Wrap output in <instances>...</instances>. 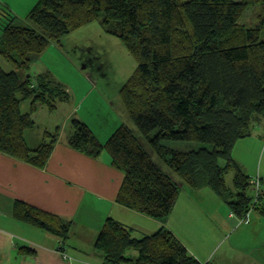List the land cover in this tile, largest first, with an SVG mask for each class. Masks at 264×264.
I'll return each mask as SVG.
<instances>
[{
	"label": "trees",
	"instance_id": "obj_1",
	"mask_svg": "<svg viewBox=\"0 0 264 264\" xmlns=\"http://www.w3.org/2000/svg\"><path fill=\"white\" fill-rule=\"evenodd\" d=\"M255 2L260 12L254 27L241 20L247 0H39L24 21L6 14L0 57L16 69L6 71L0 64V150L37 167L47 164L61 127L46 131L34 149L27 145L25 131L37 124L31 115L38 104L53 112L69 94L50 73L39 75L36 85L31 75L22 78L20 73L29 71L34 57L52 43L99 21L137 61L135 73L119 91L136 130L122 124L103 143L87 123L73 119L69 144L95 158L110 156L125 174L116 200L127 208L152 218L168 216L180 193L177 175L193 189L209 186L243 218L252 204V177L233 151L264 120V0ZM29 99L31 111L24 113L21 105ZM163 140L211 146L180 151ZM230 171L232 189L226 182ZM256 210L264 212V202ZM12 214L62 240L71 234V222L25 201H15ZM94 246L105 264H202L170 230L137 238L112 217ZM132 249L136 258L127 254ZM19 252L36 254L29 247Z\"/></svg>",
	"mask_w": 264,
	"mask_h": 264
},
{
	"label": "crops",
	"instance_id": "obj_2",
	"mask_svg": "<svg viewBox=\"0 0 264 264\" xmlns=\"http://www.w3.org/2000/svg\"><path fill=\"white\" fill-rule=\"evenodd\" d=\"M38 1L0 0V20L5 14H12L18 20L24 21ZM1 34L0 24V36ZM61 43L62 41L54 42L49 49L57 50ZM44 54L45 52L33 59L29 75L32 76L34 84L36 85L39 75L50 73L63 85L69 98L57 101L56 109H63L62 117H50L48 124L42 123L40 117L41 114L50 111L45 105L38 104L37 111L31 115L37 124L25 131L26 143L34 149L41 144L46 131H54L57 126L61 127L58 140L44 167L34 166L0 150V264H105L104 257L96 249L94 242L109 217L121 222L137 238L152 235L161 228L170 230L185 245L188 252L202 264H242L241 258L237 256L223 255L222 258L215 260L210 255L215 245L221 243L216 238H222L225 233L226 215L232 220L230 222L227 220L229 229L232 227L233 218L237 216L232 213L227 203L207 186L193 189L178 182L180 193L176 204L172 212L161 219L149 217L117 202L116 198L124 181V172L112 165L107 153L95 158L74 149L68 142L73 132L71 123L73 119L87 123L103 143L120 125L126 124L132 127V123H129L125 113L118 115L114 112L115 105L118 111L123 113L122 103L116 102L119 100L118 97H115L114 102L107 94L102 97L98 85L93 82L94 78L85 77L77 72L70 75L67 80L57 75L53 66L44 61ZM20 75L25 78L23 72ZM78 88L80 90L76 91ZM99 97L100 102H97ZM28 101L30 106L26 103ZM31 102L32 99H29L22 103L25 107H29L24 113L31 111ZM34 128H38L39 133H36L33 140L34 133L31 130ZM260 128H264V120L255 126L251 136L240 140L233 151L234 158L252 178L253 173L264 177L262 163H258L259 168L256 162L252 164L253 155L264 147V131L259 132ZM240 143L243 146L238 149ZM17 200L60 215L71 222L69 238L62 240L16 220L12 210ZM254 212L258 214L254 217L256 222L248 228H252L250 239L256 242V252L257 254L260 252V256L258 254V259L248 257V260L251 264H264V212L254 210L250 217ZM201 216H206L212 222L214 230L220 231L221 236L208 234L206 229V234H200L201 239H199L195 233L196 228L189 227V224L200 221ZM240 223L238 221L237 226ZM208 240L209 247L213 248L203 258V254L197 250V245L205 247ZM21 247L34 249L36 254L22 255L19 252ZM63 253L70 259H64ZM131 253L133 251L127 252L133 258L138 255V252L137 255ZM72 259L73 262L66 263Z\"/></svg>",
	"mask_w": 264,
	"mask_h": 264
},
{
	"label": "rangeland",
	"instance_id": "obj_3",
	"mask_svg": "<svg viewBox=\"0 0 264 264\" xmlns=\"http://www.w3.org/2000/svg\"><path fill=\"white\" fill-rule=\"evenodd\" d=\"M247 1H250L249 7L247 8L241 20L247 26L254 27L259 23L258 16L260 7L259 4L255 2V0ZM5 17L6 14L3 15L2 19L0 20L1 30L7 19ZM1 22H3V24ZM261 38L264 40V31L261 34ZM43 59L45 62H48L49 64H51V66H53V68L57 71V75L63 76L64 78H67V80L70 75H73L77 72L85 77L90 76L94 78L93 82L98 85L97 87L100 95L103 97L107 94L109 98H111L112 102L115 101V97H118L119 100H116V102H119L120 104L122 103V107L124 109L119 91L123 84L126 83L135 73L137 68V61L134 59V57L118 37L107 34L102 29L99 21L93 22L90 24V26L83 27L73 34L64 37L61 45H58L57 50L50 48L45 52ZM0 64L6 71H12L16 69L13 62L3 57H0ZM23 73L25 76H27L30 74V70L24 71ZM91 84L93 85L92 82ZM78 90L80 89L78 88L76 91ZM97 102H100V97L98 98ZM26 103H28V106H30L29 101ZM21 110L23 112H26L29 110V107L27 108V106L25 107V104H23ZM113 110L118 115H124V113L126 115L125 109L122 113L121 111H118L115 105ZM61 111H63L62 108H60V110L56 109L54 110V112L41 114L40 120L42 123L48 124L47 121L50 120V117H62ZM131 125L136 130L135 126L133 124ZM31 131H33L34 133V140V138L36 137V133H39L38 128H34ZM258 131L263 132L264 128H260ZM157 133L158 130H155L151 134V136H155ZM162 143L167 147L180 151L198 150L201 147L211 146L210 144L198 141L163 140ZM242 143L239 144L238 149L243 146ZM143 144L147 148V150L151 152L155 161L160 163L161 166L166 170V167L158 160L156 155L152 153L148 144L146 145L145 142H143ZM254 162H256L257 168L260 167V164H258L259 162L264 166V147H261V150H259L256 155H253L252 164ZM221 163L224 164V160H221ZM252 176H257V173H253ZM174 177L175 179H177V181H181L180 179H178L177 175H174ZM233 177L234 173L231 171L226 176V182L230 189L233 188ZM207 188L211 189L209 186H207ZM256 213L257 212H254L250 217V222L242 221L238 226V221H240L239 217L233 218L232 227L230 229L229 225L227 224V220L229 222L232 220H229L230 217L226 215L225 233L223 234L222 238H216V240L218 239L219 241H221V243L219 245H215L212 253H210V251L213 247H209V240L207 241V245H205V247H203L202 245H197V250L200 251L201 254H203L202 257L204 258V256L208 253H210V255L215 260L222 258L223 255H228V257L237 256L241 258V261L243 262L242 264H251V262H249L248 260V257L258 259V254L260 252H258L257 254V250L255 247L256 242L250 239L249 235L250 231H252V228H248L250 227L249 225H252V223L256 222L254 220L255 215H258ZM189 227L196 228L195 233L199 239H201L200 234H206V229H208V234L221 236L220 231L214 230L212 222H210L206 216H201L200 221L190 223ZM253 229L255 228L253 227ZM21 233L24 234V232ZM130 251H133V253L131 254L137 255L136 250L132 249ZM63 254L64 259H70L68 255H66L65 253ZM70 261L73 262V259L66 261V263H70Z\"/></svg>",
	"mask_w": 264,
	"mask_h": 264
},
{
	"label": "built area",
	"instance_id": "obj_4",
	"mask_svg": "<svg viewBox=\"0 0 264 264\" xmlns=\"http://www.w3.org/2000/svg\"><path fill=\"white\" fill-rule=\"evenodd\" d=\"M250 190L252 191L253 197L252 204L248 213L240 219V222L248 221L250 219L251 213L262 206V203L264 202V179L259 176L253 177L250 180Z\"/></svg>",
	"mask_w": 264,
	"mask_h": 264
}]
</instances>
